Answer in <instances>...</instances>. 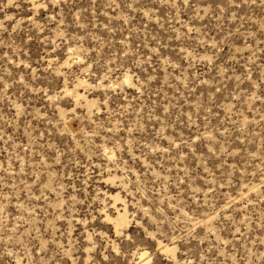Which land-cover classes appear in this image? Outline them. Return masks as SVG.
Wrapping results in <instances>:
<instances>
[{
  "label": "rangeland",
  "instance_id": "rangeland-1",
  "mask_svg": "<svg viewBox=\"0 0 264 264\" xmlns=\"http://www.w3.org/2000/svg\"><path fill=\"white\" fill-rule=\"evenodd\" d=\"M0 264H264V0H0Z\"/></svg>",
  "mask_w": 264,
  "mask_h": 264
},
{
  "label": "bare ground",
  "instance_id": "bare-ground-1",
  "mask_svg": "<svg viewBox=\"0 0 264 264\" xmlns=\"http://www.w3.org/2000/svg\"><path fill=\"white\" fill-rule=\"evenodd\" d=\"M119 219H121V220H119V221L121 222V224H122V222H123V224L125 223L121 217H120ZM120 222H119V223H120ZM143 255H144V254H143ZM145 257H146V256H145Z\"/></svg>",
  "mask_w": 264,
  "mask_h": 264
}]
</instances>
